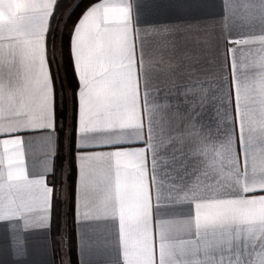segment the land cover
Masks as SVG:
<instances>
[{
    "label": "snow or ice",
    "instance_id": "snow-or-ice-1",
    "mask_svg": "<svg viewBox=\"0 0 264 264\" xmlns=\"http://www.w3.org/2000/svg\"><path fill=\"white\" fill-rule=\"evenodd\" d=\"M63 3L30 0L28 46L15 35L24 17L0 28V146L42 153L31 172H0V264H30L34 235L45 264H72L74 249L75 264H264V243H249L251 224L264 225V0L85 7L68 37L67 174L68 90L53 67ZM194 29L220 37L219 62L202 41L212 70L192 63ZM146 36L159 40L155 62L145 60ZM101 165L115 168L114 186L101 187ZM61 191L70 227L60 223Z\"/></svg>",
    "mask_w": 264,
    "mask_h": 264
},
{
    "label": "crops",
    "instance_id": "crops-1",
    "mask_svg": "<svg viewBox=\"0 0 264 264\" xmlns=\"http://www.w3.org/2000/svg\"><path fill=\"white\" fill-rule=\"evenodd\" d=\"M97 2H99V0H96L93 3H97ZM30 6H31L30 0H0V28L5 30V34H7V31L10 28H16L18 26V22L20 21V19L24 17L19 22L21 25V28H19L15 32V35L17 36L18 40L24 46H28L31 44V36L29 32L23 29L30 23V21L26 17L28 15V9ZM37 20L39 22L40 28L42 29L44 26L43 17L37 16ZM204 39H207L213 45V47L209 49V52L211 53V55L208 56L207 59H211L214 57L215 60L219 62L221 58L220 57L221 50L219 48L220 37L217 32L209 30V33L206 35L204 31L194 29L191 32V39L187 41L185 47L193 55V58H194L192 61L193 64H196L197 66L204 65L205 67H208L210 70H212L214 66L207 64L206 59L200 58L204 56L205 45L202 42ZM0 43H6V41L0 42ZM137 45L139 46V41H137ZM56 46H57L56 47L57 48V59L59 61V65L57 68L61 76V81H63L64 86H65L66 81L64 78L63 64H62V58H61V52H60V33L57 38ZM144 54H145L146 61L151 59L153 62H155L156 59H158L159 40L157 37H154V36L144 37ZM67 95L68 97L70 96L69 91H67ZM210 117L212 119H210ZM213 121H214V110L211 108H208L205 111L204 122L205 124H213ZM65 146L67 148V138H66ZM41 158H42V153L35 146H32V147L26 146L24 149L23 157L16 156L13 146H9V152L7 154L4 153L3 146H0V172H4L6 174L9 167H11L14 171L18 167H24L26 171L31 172L33 170L32 165L38 164ZM20 159L24 161L23 165H19L18 162ZM9 161H11V163H9ZM124 163L126 162H122V168H121L122 178H123V172H124V167H123ZM36 170L39 171L40 169L37 168ZM65 174H66V171H65ZM97 179L101 182L102 188L107 186L110 183L114 186L115 168L113 167L111 170H109L106 165L99 166ZM24 194H27V193H24ZM59 195L62 200L61 213H62V222L64 225L66 224L65 214L67 212L66 201H65L66 191H61ZM257 238H259L261 243H264V225H261L259 223H253L250 226L249 243L251 244ZM30 244H31V253H32L29 258L30 264H45V261L50 259V254H46L44 251L42 237H40L39 235H34L30 239ZM7 259L8 257L6 255L0 256V260H3L6 262ZM81 259H86V257L82 256Z\"/></svg>",
    "mask_w": 264,
    "mask_h": 264
},
{
    "label": "trees",
    "instance_id": "trees-1",
    "mask_svg": "<svg viewBox=\"0 0 264 264\" xmlns=\"http://www.w3.org/2000/svg\"><path fill=\"white\" fill-rule=\"evenodd\" d=\"M74 1L75 0H64L63 5L57 10V19L53 23V27L56 29V43H57V38H58L59 33H60V52L62 53L61 54V58H62V64H63V72H64V78H65V81H66L65 88L68 89V91L70 92V96L68 97V103H67L68 112H67V120L65 122V132H64V137L65 138H64V150H63V154L65 156L63 167H64V173L66 171V174H67L68 169H69V164H68V139H67V148L65 146V142H66V138L68 136V133L71 132V125L73 123V121H72L73 113H72V103H71L72 91L71 90H72L73 87H75V83H76V81L73 78L72 69H71L70 64H69L68 37H69V35H70L71 31H72L73 24L75 23L77 17L80 15V13L84 10L85 7L89 6L91 3H93L96 0H83L82 3H81V0H80L78 2V3H81L80 8L76 10V12L72 16L71 20H69L68 19V15L65 16V14H66L69 6ZM61 38H63V40ZM53 67H54L55 71L59 75L60 79L58 80V82L60 83L61 76H60V73L58 72V68H57L56 65H54ZM58 210H59L60 216H61L60 223H61V225H63L62 213H61V211H62V200H61V203L59 205ZM66 214H67L66 215V224L68 225V227H70V225H71V220H70L71 211H70L69 203H67V212H66ZM67 231H68V228L66 227V232ZM57 259L59 260V257ZM71 261H72V264H75V262H76L75 249L72 252Z\"/></svg>",
    "mask_w": 264,
    "mask_h": 264
},
{
    "label": "rangeland",
    "instance_id": "rangeland-1",
    "mask_svg": "<svg viewBox=\"0 0 264 264\" xmlns=\"http://www.w3.org/2000/svg\"><path fill=\"white\" fill-rule=\"evenodd\" d=\"M80 0H75L70 6L71 7H74L75 6V4H77L78 2H79ZM69 6V8H68V10H67V12H66V14H65V16H67V13H68V11H70L71 10V7ZM61 193V192H60ZM65 201H66V208H67V197L65 196ZM63 231L64 232H66V227L63 229ZM69 259V257L67 256V255H65L64 256V260L65 261H67Z\"/></svg>",
    "mask_w": 264,
    "mask_h": 264
}]
</instances>
